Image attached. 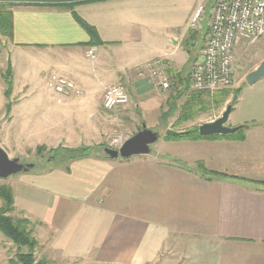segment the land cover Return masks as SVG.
Masks as SVG:
<instances>
[{
  "label": "crops",
  "instance_id": "1",
  "mask_svg": "<svg viewBox=\"0 0 264 264\" xmlns=\"http://www.w3.org/2000/svg\"><path fill=\"white\" fill-rule=\"evenodd\" d=\"M70 3L100 45H88L65 5L10 8L8 47L39 71L27 75L28 83L13 82L15 100L0 128L21 129L35 146L91 149L59 167H33L9 185L15 214L32 223L40 257L50 264H264V78L240 90L228 117L226 126L247 127L243 139L158 133L149 154L111 159L104 153L111 137L127 140L141 123L183 133L202 121L205 97L190 88L189 72L207 32L161 26L142 0ZM52 74L82 94L49 91ZM115 83L127 88L129 102L108 111L104 90ZM7 103L0 78V112Z\"/></svg>",
  "mask_w": 264,
  "mask_h": 264
},
{
  "label": "rangeland",
  "instance_id": "2",
  "mask_svg": "<svg viewBox=\"0 0 264 264\" xmlns=\"http://www.w3.org/2000/svg\"><path fill=\"white\" fill-rule=\"evenodd\" d=\"M215 0H142L143 8H151L152 10L159 13L158 22L161 26H167L169 28H181L185 29L186 21L189 16H192L194 12L201 6L202 13L199 21L198 31L203 28V33L205 34L208 30V23L211 18L212 8L214 6ZM74 11L75 8H73ZM189 24V23H188ZM190 30V29H188ZM195 31V30H190ZM205 42V36L203 40L198 43L196 51H198V57L201 54ZM197 57V58H198ZM37 61V58H34ZM264 61V41L260 40L254 44H247L246 42H240L239 45L235 48L233 56V65H234V79L232 84L222 90L215 91L212 94H204L205 102H209V105L203 104L201 107L204 111V117L202 121L195 126L197 129L201 124L214 121L219 118L224 111L227 105H230L233 100V91L238 88H243L248 86L245 82V76L253 71L257 66ZM10 70V71H8ZM39 71V66L37 62H28L23 57L16 56L13 51L8 47V40L4 36H0V74L3 76V79L7 78L11 80L12 86L21 85L24 82L28 83L26 79L27 75L33 76ZM250 87V86H249ZM127 92V88L125 87ZM228 90L229 94L225 101L216 106L212 103L214 98H218V93ZM128 93V92H127ZM15 100L14 97H9L8 101L11 104ZM19 110L14 112L15 123L18 121V116H20ZM8 114H6L5 109L0 112V124L2 120L7 119ZM147 121V118L145 122ZM228 124V120L225 126ZM143 126V123L139 124ZM193 128V127H192ZM191 129V128H190ZM151 131H154L158 136L159 134H165L166 130H162L161 127L152 128ZM159 133V134H158ZM118 141V144L115 146L111 145L114 141ZM124 137L120 134L114 135L109 140L108 146L106 148L116 149L119 146V142H123ZM156 142L150 146V149H153L156 146ZM0 147L6 152L10 158L18 157L22 164H33L34 170H41L43 168H53L59 167L67 164L60 160V158H55L52 161L49 160L50 154L44 152L43 155H36L35 151L38 146L29 144L26 142V139L22 133V130H16L13 127L7 129L6 127L0 128ZM46 147V146H45ZM47 150L53 149L46 147ZM52 156V155H51ZM20 174V173H19ZM19 174L9 176L6 179H0V186L5 185L9 186L11 181L16 179ZM1 206V202H0ZM0 236L4 238L0 239L2 243V249H0V264H9L11 259L15 258V246L8 241L1 233ZM39 249V245H38ZM36 258H40L39 251L36 253Z\"/></svg>",
  "mask_w": 264,
  "mask_h": 264
},
{
  "label": "built area",
  "instance_id": "3",
  "mask_svg": "<svg viewBox=\"0 0 264 264\" xmlns=\"http://www.w3.org/2000/svg\"><path fill=\"white\" fill-rule=\"evenodd\" d=\"M202 10L200 6L191 16L188 29L199 28ZM260 40L264 41V0H215L203 50L189 72L190 88L210 95L229 87L234 79L235 48L242 41L250 45ZM86 57L94 60V49H89ZM153 66L154 62L146 64L152 73ZM159 84L163 90L168 89L165 80ZM46 87L63 96L82 94L75 83L55 74L48 77ZM128 102V94L120 84H112L104 90L102 106L105 110L124 107ZM114 144L116 146L118 141L115 140L111 145Z\"/></svg>",
  "mask_w": 264,
  "mask_h": 264
},
{
  "label": "trees",
  "instance_id": "4",
  "mask_svg": "<svg viewBox=\"0 0 264 264\" xmlns=\"http://www.w3.org/2000/svg\"><path fill=\"white\" fill-rule=\"evenodd\" d=\"M78 2L81 0H0V36H4L7 39L12 38L13 28H12V13L10 8L16 5V3L22 2H40L45 4H52L57 6H66L72 10V14L78 24L86 31L89 36L88 45L95 46L100 45L101 41L98 37L96 30L88 25L86 22L81 20L74 12V4L70 2ZM10 71V70H8ZM0 78L4 85V97L8 101L12 93V82L7 78L3 79V76L0 74ZM241 88H238L233 91V100L230 105L233 107L237 100V96L240 93ZM196 92V91H195ZM204 94V93H202ZM229 94L228 90H223L218 93V98H214L212 103L216 106L221 105ZM206 105L210 104V101L204 102ZM193 104V100L190 99L187 102V106L190 107ZM11 104L8 103L5 106L6 114L10 111ZM189 108H184L182 115L185 118L188 116ZM247 127L240 126L237 127V130L232 135H226L224 137H231L234 139H243L245 130ZM216 136H200L198 129L193 127L191 129L185 130L182 134L174 136L178 139H188V140H198L202 138H212ZM44 152L50 154L49 162L55 158H60L64 162H71L76 159H81L87 157L91 149L86 147H80L76 149H67L63 147H57L54 149H49L45 146H38L36 148V155H43ZM52 155V156H51ZM106 155V154H105ZM107 157V156H106ZM204 176H216V173H208L205 170L202 171ZM256 183V182H255ZM0 233L10 241L16 249L15 258L9 261V264H50L45 257L36 258V253L39 251L38 242L33 236L32 223L24 218L18 217L15 214L14 208V197L13 191L10 186L1 185L0 186Z\"/></svg>",
  "mask_w": 264,
  "mask_h": 264
},
{
  "label": "water",
  "instance_id": "5",
  "mask_svg": "<svg viewBox=\"0 0 264 264\" xmlns=\"http://www.w3.org/2000/svg\"><path fill=\"white\" fill-rule=\"evenodd\" d=\"M262 78H264V61L253 71L249 72L244 79L248 86H252ZM231 110L232 106L227 105L219 118L201 124L198 127L199 135L226 136L233 134L237 130V127L232 128L225 126ZM180 134H182V132L173 130H166L165 132L166 136H177ZM158 137L159 136L155 132L142 127L133 136L123 141L118 148L112 149L107 147L104 149V153L111 159H128L133 156L147 155L150 153V146L157 141ZM33 166V164H22L18 157L10 158L0 147V179H6L15 174L28 172Z\"/></svg>",
  "mask_w": 264,
  "mask_h": 264
},
{
  "label": "flooded vegetation",
  "instance_id": "6",
  "mask_svg": "<svg viewBox=\"0 0 264 264\" xmlns=\"http://www.w3.org/2000/svg\"><path fill=\"white\" fill-rule=\"evenodd\" d=\"M34 167V166H33Z\"/></svg>",
  "mask_w": 264,
  "mask_h": 264
}]
</instances>
